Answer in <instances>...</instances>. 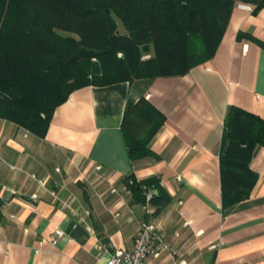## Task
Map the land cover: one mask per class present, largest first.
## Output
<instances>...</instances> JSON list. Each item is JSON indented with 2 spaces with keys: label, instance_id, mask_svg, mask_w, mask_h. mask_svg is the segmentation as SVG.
Here are the masks:
<instances>
[{
  "label": "crops",
  "instance_id": "obj_1",
  "mask_svg": "<svg viewBox=\"0 0 264 264\" xmlns=\"http://www.w3.org/2000/svg\"><path fill=\"white\" fill-rule=\"evenodd\" d=\"M140 98L166 121L149 143L155 157L132 162L120 126L127 101ZM230 106L264 120V9L237 5L214 56L182 77L72 92L44 137L0 119V264H106L132 248L141 220L168 246L145 264H264L263 147L251 158L249 197L222 207ZM130 175L158 180L148 214L145 195L123 183ZM55 230L64 236L53 245Z\"/></svg>",
  "mask_w": 264,
  "mask_h": 264
},
{
  "label": "trees",
  "instance_id": "obj_2",
  "mask_svg": "<svg viewBox=\"0 0 264 264\" xmlns=\"http://www.w3.org/2000/svg\"><path fill=\"white\" fill-rule=\"evenodd\" d=\"M240 4L264 9V0H0V119L44 137L80 88L182 77L214 56ZM165 121L145 98L127 101L120 129L132 162L155 157L149 143ZM257 146L264 120L230 106L219 150L223 208L249 197ZM123 183L142 195L159 189L155 178Z\"/></svg>",
  "mask_w": 264,
  "mask_h": 264
},
{
  "label": "built area",
  "instance_id": "obj_3",
  "mask_svg": "<svg viewBox=\"0 0 264 264\" xmlns=\"http://www.w3.org/2000/svg\"><path fill=\"white\" fill-rule=\"evenodd\" d=\"M241 7L251 10L248 6L241 5ZM147 57L148 56H145V58ZM100 169V166L96 167L97 171ZM57 171L59 170L57 169ZM32 178L35 179L34 176H32ZM36 182L38 187L45 190L43 181L36 180ZM47 191L50 196L56 198L53 191ZM112 191L114 192L115 190L112 189ZM11 194H15V192L11 191ZM30 198L35 200L37 198V194H32ZM152 198V193L147 191L145 193V202L143 204L144 212L147 214L150 212V203ZM63 236L64 233L61 230H55L51 243L55 245L58 239ZM167 250L168 246L164 242L162 236L157 233L156 225L151 221L141 220L138 224L137 233L134 236L132 248L129 250L115 249L106 264H145L149 257L158 258Z\"/></svg>",
  "mask_w": 264,
  "mask_h": 264
},
{
  "label": "rangeland",
  "instance_id": "obj_4",
  "mask_svg": "<svg viewBox=\"0 0 264 264\" xmlns=\"http://www.w3.org/2000/svg\"><path fill=\"white\" fill-rule=\"evenodd\" d=\"M242 4H240V5H238V6H241ZM242 6H247V5H242ZM248 7H250L251 9H252V7L251 6H248ZM120 30H122L121 28H120Z\"/></svg>",
  "mask_w": 264,
  "mask_h": 264
}]
</instances>
